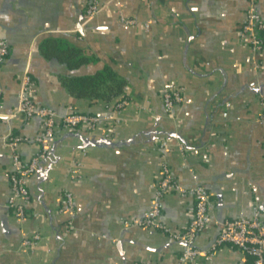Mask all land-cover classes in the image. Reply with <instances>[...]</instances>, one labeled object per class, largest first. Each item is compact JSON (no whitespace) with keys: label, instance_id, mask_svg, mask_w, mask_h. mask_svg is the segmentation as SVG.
I'll return each mask as SVG.
<instances>
[{"label":"crops","instance_id":"1","mask_svg":"<svg viewBox=\"0 0 264 264\" xmlns=\"http://www.w3.org/2000/svg\"><path fill=\"white\" fill-rule=\"evenodd\" d=\"M98 1L100 13L85 20L88 0H0V39L10 50L0 64V264H179L167 233L130 225L151 210L164 162L183 188L206 187L217 220L250 216L255 204L264 218V52L254 54L240 37L249 0ZM257 6L264 17V0ZM48 38L92 61L71 70L45 58ZM106 66L126 80L128 102L114 120L105 119L104 100L77 98L60 80ZM24 75L35 81L39 105L102 120L94 132L61 130L53 156L28 181L20 219L8 206L10 140L19 138L15 149L29 160L41 131L38 120L18 114ZM174 90L183 99L167 111L161 97ZM160 140L168 144L165 160ZM193 215L190 195L165 197L163 220L172 230H184ZM216 234L211 223L197 247L209 249ZM201 264L250 261L223 246Z\"/></svg>","mask_w":264,"mask_h":264},{"label":"built area","instance_id":"2","mask_svg":"<svg viewBox=\"0 0 264 264\" xmlns=\"http://www.w3.org/2000/svg\"><path fill=\"white\" fill-rule=\"evenodd\" d=\"M259 0H249L244 20L240 27V37L245 40L254 54L261 55L264 52V17L258 9ZM102 10L98 0H88L84 10V19L89 20ZM9 46L5 40L0 39V64L9 55ZM35 81L29 75H24L21 80V91L19 95L18 114L26 120H38L41 131L34 138L39 144L40 150L29 160H24L16 151L19 138H12L10 146L14 148L13 166L14 169L9 175L11 197L8 206L12 213L22 219L27 213L24 208L25 202L30 197L28 181L37 171L40 162L53 156L54 145L58 141L61 130L80 128L94 132L101 122V118L95 115H88L71 110L65 116L58 113L49 106L36 103ZM162 103L167 111H171L177 104L181 103L183 94L181 90L167 91L162 94ZM128 100L120 98L115 103H109V115L106 120L116 119L114 114H119L126 106ZM160 148L164 151L166 158L168 144L166 140H160ZM88 148H84L85 154ZM80 165V164H79ZM79 165L71 170V175L76 178L79 175ZM188 194L194 202V215L184 230H172L163 220V201L172 193ZM66 207L69 210L74 208V198L70 192L65 194ZM214 202L209 191L202 184L191 189L183 188L176 178L172 168L164 162L161 169V178L156 185L154 203L149 212L143 218L130 222L132 226H143L167 233L179 247V264H201L202 259L209 260L214 252L220 247L227 246L239 250L246 258L251 259L250 264H264V218L260 207L255 204L250 216L243 215L233 219L217 220L214 216ZM214 223L217 226V234L209 249L197 247V238ZM35 239V240H34ZM26 241L28 244L35 242Z\"/></svg>","mask_w":264,"mask_h":264},{"label":"trees","instance_id":"3","mask_svg":"<svg viewBox=\"0 0 264 264\" xmlns=\"http://www.w3.org/2000/svg\"><path fill=\"white\" fill-rule=\"evenodd\" d=\"M42 55L47 59H56L76 70L92 61L79 48L56 38H48L41 45ZM62 83L68 92L77 98L101 99L107 104L118 98H126L124 88L126 80L119 76L112 67L106 66L93 75L62 77ZM251 262V259H249Z\"/></svg>","mask_w":264,"mask_h":264}]
</instances>
